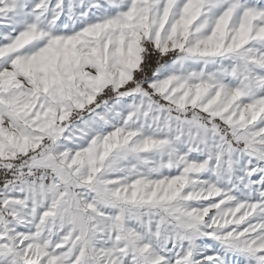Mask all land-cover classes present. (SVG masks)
Returning a JSON list of instances; mask_svg holds the SVG:
<instances>
[{"label": "snow or ice", "instance_id": "1", "mask_svg": "<svg viewBox=\"0 0 264 264\" xmlns=\"http://www.w3.org/2000/svg\"><path fill=\"white\" fill-rule=\"evenodd\" d=\"M0 264H264V0H0Z\"/></svg>", "mask_w": 264, "mask_h": 264}]
</instances>
